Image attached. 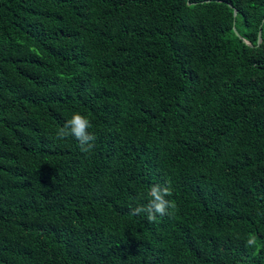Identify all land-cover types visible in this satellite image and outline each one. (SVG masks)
<instances>
[{
	"label": "trees",
	"instance_id": "obj_1",
	"mask_svg": "<svg viewBox=\"0 0 264 264\" xmlns=\"http://www.w3.org/2000/svg\"><path fill=\"white\" fill-rule=\"evenodd\" d=\"M0 264H264V0H0Z\"/></svg>",
	"mask_w": 264,
	"mask_h": 264
},
{
	"label": "clouds",
	"instance_id": "obj_2",
	"mask_svg": "<svg viewBox=\"0 0 264 264\" xmlns=\"http://www.w3.org/2000/svg\"><path fill=\"white\" fill-rule=\"evenodd\" d=\"M92 127L91 121L85 115L74 113L64 125L58 130L59 139L73 136L79 143L80 150L84 153L90 152L94 147L95 135L89 129ZM169 186L153 184L149 187V199L146 204L131 208L129 215L138 216L145 214L149 222H155L158 217L170 215L174 204L167 197L171 196Z\"/></svg>",
	"mask_w": 264,
	"mask_h": 264
},
{
	"label": "water",
	"instance_id": "obj_3",
	"mask_svg": "<svg viewBox=\"0 0 264 264\" xmlns=\"http://www.w3.org/2000/svg\"><path fill=\"white\" fill-rule=\"evenodd\" d=\"M233 14H234V16H235V15H236V11H234ZM234 30H235V29H234ZM244 42H245L247 45L251 46V44L248 43L247 41L244 40ZM260 42H261V31L258 32V41H257V43L260 44Z\"/></svg>",
	"mask_w": 264,
	"mask_h": 264
}]
</instances>
